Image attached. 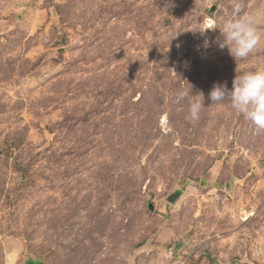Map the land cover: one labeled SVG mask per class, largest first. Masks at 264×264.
Listing matches in <instances>:
<instances>
[{
  "label": "rangeland",
  "instance_id": "obj_1",
  "mask_svg": "<svg viewBox=\"0 0 264 264\" xmlns=\"http://www.w3.org/2000/svg\"><path fill=\"white\" fill-rule=\"evenodd\" d=\"M232 3L0 0V264H264V134L209 99L264 71Z\"/></svg>",
  "mask_w": 264,
  "mask_h": 264
},
{
  "label": "clouds",
  "instance_id": "obj_2",
  "mask_svg": "<svg viewBox=\"0 0 264 264\" xmlns=\"http://www.w3.org/2000/svg\"><path fill=\"white\" fill-rule=\"evenodd\" d=\"M260 12L247 11L245 0H233L231 8L225 10L222 23L218 28L220 36L216 43L220 49L227 48L235 61L246 60L264 41L257 25ZM217 28H213L215 30ZM205 40V47L208 46ZM190 85V84H189ZM192 89V86H191ZM204 94L199 92L192 95L191 91L179 90L174 103L181 104L188 101V119L197 122L205 108ZM212 104H230L231 109L243 115L253 125L256 135L264 134V71H246L237 74L232 81V89L227 84H215L209 93Z\"/></svg>",
  "mask_w": 264,
  "mask_h": 264
},
{
  "label": "water",
  "instance_id": "obj_3",
  "mask_svg": "<svg viewBox=\"0 0 264 264\" xmlns=\"http://www.w3.org/2000/svg\"><path fill=\"white\" fill-rule=\"evenodd\" d=\"M181 193H182L181 191H174L173 193H171L170 195H168L167 200L170 203H175L179 199V197L181 196ZM148 209L149 210H152L153 209V205L150 204L148 206ZM27 264H38V263L37 262H31V261H29ZM215 264H219V263H215Z\"/></svg>",
  "mask_w": 264,
  "mask_h": 264
}]
</instances>
